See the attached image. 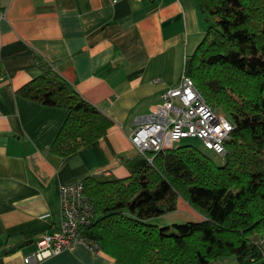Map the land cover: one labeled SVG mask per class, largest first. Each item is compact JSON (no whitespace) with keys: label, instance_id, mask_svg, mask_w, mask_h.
<instances>
[{"label":"crops","instance_id":"1","mask_svg":"<svg viewBox=\"0 0 264 264\" xmlns=\"http://www.w3.org/2000/svg\"><path fill=\"white\" fill-rule=\"evenodd\" d=\"M203 17L197 0H0V264H116L82 242L38 262L35 241L60 224L61 184L129 175L124 160L138 154L129 140L134 117L178 83L204 35ZM34 54L113 121L65 158L50 147L68 112L14 93L39 74ZM202 219L179 197L175 211L151 223ZM251 240L264 254V229Z\"/></svg>","mask_w":264,"mask_h":264},{"label":"trees","instance_id":"2","mask_svg":"<svg viewBox=\"0 0 264 264\" xmlns=\"http://www.w3.org/2000/svg\"><path fill=\"white\" fill-rule=\"evenodd\" d=\"M197 1L207 26L183 68L205 102L232 123L226 153L218 165L189 145L147 151L124 160L125 178L81 180L93 219L80 234L116 264H208L226 257L264 264L261 245L251 240L264 229V0ZM34 59L39 74L14 93L68 112L50 152L65 158L103 137L113 121L42 57ZM179 197L203 219L151 223L175 211Z\"/></svg>","mask_w":264,"mask_h":264},{"label":"built area","instance_id":"3","mask_svg":"<svg viewBox=\"0 0 264 264\" xmlns=\"http://www.w3.org/2000/svg\"><path fill=\"white\" fill-rule=\"evenodd\" d=\"M232 128L225 114L205 102L193 80L183 71L178 83L160 95V103L149 113L134 117L129 140L138 153L144 154L172 148L184 138H197L205 149L223 158L224 142ZM83 190L81 180L59 186L60 224L54 231L38 235L35 261L71 250L79 242L94 251L100 250L96 243L80 234L93 219V206Z\"/></svg>","mask_w":264,"mask_h":264},{"label":"rangeland","instance_id":"4","mask_svg":"<svg viewBox=\"0 0 264 264\" xmlns=\"http://www.w3.org/2000/svg\"><path fill=\"white\" fill-rule=\"evenodd\" d=\"M182 145H189V146H192L194 147L195 149H197L200 153H202L203 155L207 156L208 158H210L214 163L216 164H221L222 163V159L220 157H218L217 155H215L214 153H212L210 150H207L203 147L201 141L197 138H184V139H181L180 141L176 142L173 144V146L177 147V146H182ZM179 223V222H177ZM176 223V224H177ZM223 259H231V260H228L230 262H232V264H235V258L234 257H226V258H223ZM224 261V263H227L225 262V260H222Z\"/></svg>","mask_w":264,"mask_h":264},{"label":"water","instance_id":"5","mask_svg":"<svg viewBox=\"0 0 264 264\" xmlns=\"http://www.w3.org/2000/svg\"><path fill=\"white\" fill-rule=\"evenodd\" d=\"M11 250H13V249H11ZM11 250H10V251H11Z\"/></svg>","mask_w":264,"mask_h":264}]
</instances>
